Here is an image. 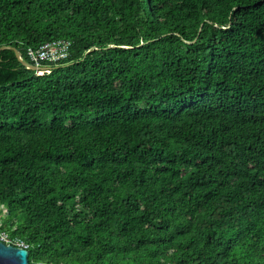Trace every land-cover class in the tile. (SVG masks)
Here are the masks:
<instances>
[{"label":"trees","instance_id":"trees-1","mask_svg":"<svg viewBox=\"0 0 264 264\" xmlns=\"http://www.w3.org/2000/svg\"><path fill=\"white\" fill-rule=\"evenodd\" d=\"M0 230L31 264H264V0H0ZM1 212V211H0Z\"/></svg>","mask_w":264,"mask_h":264},{"label":"built area","instance_id":"built-area-1","mask_svg":"<svg viewBox=\"0 0 264 264\" xmlns=\"http://www.w3.org/2000/svg\"><path fill=\"white\" fill-rule=\"evenodd\" d=\"M68 48H69V41L65 39H58V40L45 42L39 45L36 49L28 48L27 56L33 63H29L26 61L25 62L30 65L35 66L36 67L34 69L35 73L40 75L45 72H49L51 68L48 65L41 64L42 61L56 64L60 59H63L67 56ZM25 67L29 68L28 66H25ZM5 214H6L5 211L0 212V225H1V219L5 216ZM0 241H2L5 244H10L13 246L22 247V248L27 249V244H25L22 241L16 240V239L11 240L8 234L5 231H1V230H0ZM46 264H64V263L48 262Z\"/></svg>","mask_w":264,"mask_h":264},{"label":"water","instance_id":"water-1","mask_svg":"<svg viewBox=\"0 0 264 264\" xmlns=\"http://www.w3.org/2000/svg\"><path fill=\"white\" fill-rule=\"evenodd\" d=\"M4 49H12L16 58L22 65L28 66L32 70L36 68L21 59L19 50L16 47L10 45L0 46V51ZM28 255L29 252L26 248L5 244L0 241V264H31Z\"/></svg>","mask_w":264,"mask_h":264},{"label":"rangeland","instance_id":"rangeland-1","mask_svg":"<svg viewBox=\"0 0 264 264\" xmlns=\"http://www.w3.org/2000/svg\"><path fill=\"white\" fill-rule=\"evenodd\" d=\"M0 211H1V212H4V208H3V206H0Z\"/></svg>","mask_w":264,"mask_h":264}]
</instances>
